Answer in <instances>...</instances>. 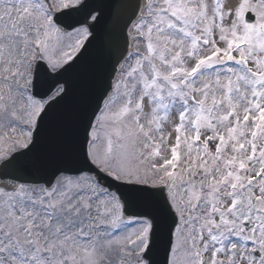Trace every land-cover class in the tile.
<instances>
[{"label":"snow or ice","instance_id":"1","mask_svg":"<svg viewBox=\"0 0 264 264\" xmlns=\"http://www.w3.org/2000/svg\"><path fill=\"white\" fill-rule=\"evenodd\" d=\"M0 264H264V0H0Z\"/></svg>","mask_w":264,"mask_h":264},{"label":"water","instance_id":"2","mask_svg":"<svg viewBox=\"0 0 264 264\" xmlns=\"http://www.w3.org/2000/svg\"><path fill=\"white\" fill-rule=\"evenodd\" d=\"M97 31L100 32L101 29L98 28ZM86 55H88L91 64L97 62L98 56L96 53H87ZM73 78L77 80V86L74 88V93L69 99L68 105L61 110L60 117H58L59 120H63L68 113L76 111L84 97L88 96L91 90L99 88L100 81L98 73H93L88 80L82 79L78 74H73Z\"/></svg>","mask_w":264,"mask_h":264},{"label":"bare ground","instance_id":"3","mask_svg":"<svg viewBox=\"0 0 264 264\" xmlns=\"http://www.w3.org/2000/svg\"><path fill=\"white\" fill-rule=\"evenodd\" d=\"M75 77H77V75H75ZM73 93H74V90H73Z\"/></svg>","mask_w":264,"mask_h":264}]
</instances>
